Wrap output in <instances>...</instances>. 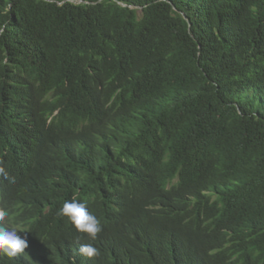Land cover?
Listing matches in <instances>:
<instances>
[{
  "label": "trees",
  "instance_id": "1",
  "mask_svg": "<svg viewBox=\"0 0 264 264\" xmlns=\"http://www.w3.org/2000/svg\"><path fill=\"white\" fill-rule=\"evenodd\" d=\"M0 168V264H264V0H0Z\"/></svg>",
  "mask_w": 264,
  "mask_h": 264
},
{
  "label": "clouds",
  "instance_id": "2",
  "mask_svg": "<svg viewBox=\"0 0 264 264\" xmlns=\"http://www.w3.org/2000/svg\"><path fill=\"white\" fill-rule=\"evenodd\" d=\"M0 174L7 176L2 168H0ZM8 215V211L0 207V253L13 258L18 254H24V250L28 247V238L26 235H18L19 231L16 229L5 226V218ZM58 215L66 217L79 233L87 234L92 240H95L102 231L99 219L78 200L65 201L58 210ZM78 252L86 258L99 255V249L92 244H81Z\"/></svg>",
  "mask_w": 264,
  "mask_h": 264
},
{
  "label": "water",
  "instance_id": "3",
  "mask_svg": "<svg viewBox=\"0 0 264 264\" xmlns=\"http://www.w3.org/2000/svg\"><path fill=\"white\" fill-rule=\"evenodd\" d=\"M68 1H72V2H73L74 0H68ZM79 1H80V0H79Z\"/></svg>",
  "mask_w": 264,
  "mask_h": 264
}]
</instances>
